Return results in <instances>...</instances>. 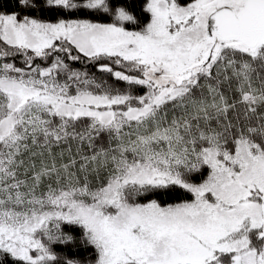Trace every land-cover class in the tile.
I'll return each mask as SVG.
<instances>
[{"label":"snow or ice","instance_id":"1","mask_svg":"<svg viewBox=\"0 0 264 264\" xmlns=\"http://www.w3.org/2000/svg\"><path fill=\"white\" fill-rule=\"evenodd\" d=\"M0 264H264V0H0Z\"/></svg>","mask_w":264,"mask_h":264}]
</instances>
